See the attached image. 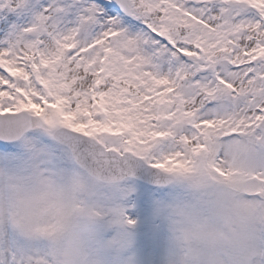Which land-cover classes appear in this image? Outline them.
I'll return each instance as SVG.
<instances>
[{
	"label": "snow or ice",
	"instance_id": "1",
	"mask_svg": "<svg viewBox=\"0 0 264 264\" xmlns=\"http://www.w3.org/2000/svg\"><path fill=\"white\" fill-rule=\"evenodd\" d=\"M87 215L80 264H264V0H0V264Z\"/></svg>",
	"mask_w": 264,
	"mask_h": 264
},
{
	"label": "clouds",
	"instance_id": "2",
	"mask_svg": "<svg viewBox=\"0 0 264 264\" xmlns=\"http://www.w3.org/2000/svg\"><path fill=\"white\" fill-rule=\"evenodd\" d=\"M76 201V190L71 187L64 189L56 200L55 219L70 223L74 215ZM95 224L96 216L87 215L69 231L64 242L61 264H80V256L88 246Z\"/></svg>",
	"mask_w": 264,
	"mask_h": 264
}]
</instances>
